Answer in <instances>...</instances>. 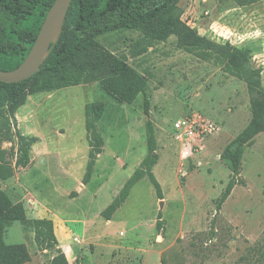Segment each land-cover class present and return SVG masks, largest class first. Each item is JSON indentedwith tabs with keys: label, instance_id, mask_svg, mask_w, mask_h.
<instances>
[{
	"label": "rangeland",
	"instance_id": "1",
	"mask_svg": "<svg viewBox=\"0 0 264 264\" xmlns=\"http://www.w3.org/2000/svg\"><path fill=\"white\" fill-rule=\"evenodd\" d=\"M197 1L196 17L210 28L202 36L245 53L264 93V0ZM193 2H182L184 24L195 22L184 16ZM23 11H32L29 2ZM93 42L143 77L145 90L130 105L109 97L104 80L27 94L8 119L12 141L0 143L9 156L17 134L38 140L30 164L0 181L12 203H23L28 218L7 228L5 243L24 245L26 264H49L57 252L69 264H264V130L242 146L238 183L218 205L232 175L222 156L235 150L233 142L252 118L248 82L222 64L177 49L161 25L116 29ZM19 51L4 50L12 56ZM91 102L104 105L97 125L103 147L90 182L81 187L89 151L84 107ZM5 117L0 109V126ZM193 117L216 131L190 142L175 140L174 122ZM147 122L155 131L158 160L152 172L162 198L144 178L106 221L101 213L147 155ZM43 218L53 221L60 247L36 246L33 220Z\"/></svg>",
	"mask_w": 264,
	"mask_h": 264
},
{
	"label": "trees",
	"instance_id": "2",
	"mask_svg": "<svg viewBox=\"0 0 264 264\" xmlns=\"http://www.w3.org/2000/svg\"><path fill=\"white\" fill-rule=\"evenodd\" d=\"M55 0H0V71L17 68L31 49L47 11ZM29 2L31 12H24L23 5ZM181 0H72L67 11L59 39L30 79L17 84L0 83V109H5L8 117L0 126V143L12 141L9 118H13L22 106L27 94L53 92L72 86L87 85L104 80L107 95L120 104H132L146 87V80L128 67L121 59L93 42L101 33L123 28H144L161 25L166 37L176 39L175 47L186 53H197L201 58L224 65L227 73L245 79L251 95L252 118L247 127L237 136L234 151L226 149L222 158L231 165L232 175L218 205L224 203L236 186L240 173L242 146L264 130V93L260 88L257 73L252 71L248 56L228 44H216L198 34L181 21ZM36 16V18H34ZM23 37V39H22ZM21 46V48H20ZM20 49L17 55H7L4 50ZM149 110L144 101V112ZM102 102L87 103L84 107V128L88 135L89 151L82 185L86 186L94 173L96 157L101 153L103 140L97 132V125L103 116ZM37 138L17 134V148L9 156L0 149V181L14 177L15 170L26 168L31 162V149ZM147 155L137 170L124 183L118 195L101 213L110 221L114 213L123 205L132 188L146 178L162 198L160 184L152 169L156 165L155 131L151 122L146 123ZM158 214L157 229H161ZM28 218L23 203L14 204L0 189V264H26L29 253L22 244L7 245L4 235L7 228L15 223H23ZM34 241L42 250H52L58 246L51 219L33 220ZM49 264H69L62 252H57Z\"/></svg>",
	"mask_w": 264,
	"mask_h": 264
},
{
	"label": "water",
	"instance_id": "3",
	"mask_svg": "<svg viewBox=\"0 0 264 264\" xmlns=\"http://www.w3.org/2000/svg\"><path fill=\"white\" fill-rule=\"evenodd\" d=\"M72 0H55L39 29L37 37L22 63L11 71H0V83L17 84L38 72L61 34Z\"/></svg>",
	"mask_w": 264,
	"mask_h": 264
},
{
	"label": "built area",
	"instance_id": "4",
	"mask_svg": "<svg viewBox=\"0 0 264 264\" xmlns=\"http://www.w3.org/2000/svg\"><path fill=\"white\" fill-rule=\"evenodd\" d=\"M216 127L201 118H183L174 122L173 132L175 140L180 143L190 142L198 138L213 134Z\"/></svg>",
	"mask_w": 264,
	"mask_h": 264
},
{
	"label": "crops",
	"instance_id": "5",
	"mask_svg": "<svg viewBox=\"0 0 264 264\" xmlns=\"http://www.w3.org/2000/svg\"><path fill=\"white\" fill-rule=\"evenodd\" d=\"M184 0H181V2L179 3V7L181 8V9H183V6H182V2H183ZM198 1L197 0H195V2H193V6H189V8H187V10H185V12H184V16H189L190 17V19L191 20H194L195 22H192V21H190V20H188L187 22H186V25H188L189 26V28H191V29H196L197 30V32H198V34H200V35H205L208 31H209V27L207 28V27H204V26H202V23H203V21H201V19H199L198 17H196V6L198 5ZM194 18V19H193ZM214 23H212L211 25L212 26H210V27H213L214 25H213ZM216 26V25H215ZM80 186L81 187H84V185H82V184H80ZM54 234H55V237H56V231H55V228H54ZM57 238V237H56ZM59 246V245H58ZM60 247V246H59Z\"/></svg>",
	"mask_w": 264,
	"mask_h": 264
}]
</instances>
